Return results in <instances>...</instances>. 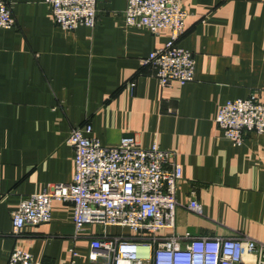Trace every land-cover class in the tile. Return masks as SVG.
I'll return each instance as SVG.
<instances>
[{
    "label": "crops",
    "instance_id": "crops-1",
    "mask_svg": "<svg viewBox=\"0 0 264 264\" xmlns=\"http://www.w3.org/2000/svg\"><path fill=\"white\" fill-rule=\"evenodd\" d=\"M5 1L15 25L0 29V264L13 248L43 264H68L70 246L76 264H88L90 238L103 226L85 224L73 238L71 203L53 201L47 223L16 234L10 217L20 197L72 180L67 137L87 122L102 145L131 135L143 148L174 151L182 165L174 227L150 236L153 246L187 231L264 243V135L249 133L234 145L215 122L229 99L253 92L264 101V0H180L187 16L179 44L195 59L194 79L166 87L140 61L170 33L128 25L127 0H97L95 25L72 31L54 23L44 0ZM190 198L200 214L187 208ZM104 230L132 235L126 227Z\"/></svg>",
    "mask_w": 264,
    "mask_h": 264
},
{
    "label": "built area",
    "instance_id": "built-area-1",
    "mask_svg": "<svg viewBox=\"0 0 264 264\" xmlns=\"http://www.w3.org/2000/svg\"><path fill=\"white\" fill-rule=\"evenodd\" d=\"M54 23L64 31L79 26L93 27L97 0H44ZM186 10L180 0H127L124 9L128 25L140 24L152 34L162 29L169 39L140 61L161 85L184 84L194 79L195 59L180 46L185 33ZM15 18L5 0H0V29H10ZM132 90L134 83H129ZM173 113L172 109H167ZM217 127L234 145L249 133L264 135V101L257 93L229 99L217 111ZM92 126L73 127L67 142L74 151V173L69 183H48L38 193L19 198L10 213L12 232L25 225L47 223L53 201L69 202L73 207V238L83 234L84 225L101 224L103 230L91 236L88 264H264V243L245 235L193 236L188 231L171 235L153 246L155 233L174 227L176 185L183 176L175 153L153 143L139 145L134 136H123L117 145L105 146L91 136ZM187 208L197 214L201 205L190 198ZM107 226L126 227L130 237L109 235ZM187 239L185 246L179 240ZM68 264H76L77 251L68 249ZM7 264H43L31 253L13 248Z\"/></svg>",
    "mask_w": 264,
    "mask_h": 264
}]
</instances>
